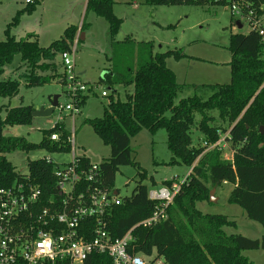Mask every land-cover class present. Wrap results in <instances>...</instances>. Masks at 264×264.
I'll list each match as a JSON object with an SVG mask.
<instances>
[{
	"label": "trees",
	"instance_id": "trees-1",
	"mask_svg": "<svg viewBox=\"0 0 264 264\" xmlns=\"http://www.w3.org/2000/svg\"><path fill=\"white\" fill-rule=\"evenodd\" d=\"M244 1L255 11L264 6V0ZM146 2L154 6H221L180 0ZM28 5L32 7L27 12L31 13L33 5ZM113 5L114 0H87L85 7L86 14L92 13L107 23V41L111 48L115 46V38L122 25V20L113 14ZM16 22L17 19L13 24ZM85 29L84 23L80 28L68 27L60 39L48 47L39 46L33 34L16 39L7 31L6 40L0 42V76L16 56L20 61L15 68L18 78L0 81V98L10 100L16 97L21 83L28 89L54 81L64 86L65 74L60 56L71 51L78 31L83 33ZM228 51V84H179L166 62L170 58L176 61L184 58L182 51L145 56L139 49L135 65L128 62L123 67L115 63L99 79L98 84L111 88L113 85L132 87V93L124 101L108 94L109 101L102 118L85 121L103 145L110 149L109 158L97 164L102 186L114 189L115 176L121 167H133L139 178L131 196L122 199L109 218L107 230L112 238L122 237L136 224L152 216L157 203L148 199L151 188L170 187L178 182V179H172L157 185L153 177L148 178L146 171L131 155L132 138L143 130L154 135L163 129L171 155L169 165L191 169L166 208L165 220L151 228L141 227L134 231V254L151 255L156 252L167 264H254L242 252L264 251V134L260 132V128H264V49L257 33L249 30L247 34L230 35ZM190 89L194 94L181 98L183 92ZM79 99L81 109L87 96ZM34 110L31 105L7 108L3 117L0 109V189L28 183L38 187L40 199L46 203L58 199L54 171L59 165L46 159L31 161L27 175H21L6 158V154L14 151L29 153L44 149L51 154L71 152L70 132L58 123L43 132L39 144L29 143L24 137L4 135L5 127L31 125ZM192 127L197 128L207 145L219 142L220 132H228L225 141L231 160L224 158L222 149L206 151L203 146H193ZM52 134L58 135L57 141L50 140ZM77 158L82 168L92 164L85 156ZM147 179L149 187L143 185ZM224 184L232 187L227 202L238 206L249 220L261 225L263 234L259 239L227 235L224 229L236 228L234 221L222 215L203 214L197 209V203H209L211 190Z\"/></svg>",
	"mask_w": 264,
	"mask_h": 264
},
{
	"label": "rangeland",
	"instance_id": "rangeland-1",
	"mask_svg": "<svg viewBox=\"0 0 264 264\" xmlns=\"http://www.w3.org/2000/svg\"><path fill=\"white\" fill-rule=\"evenodd\" d=\"M0 0V42L6 40V32L16 39L33 34L41 47H48L60 39L68 27H78L84 23L85 34L76 47L75 74L87 87H92L86 94L87 101L80 113L73 118L66 111L55 110L49 117L33 118L31 125L5 127L4 135L24 137L29 143L39 144L43 132L53 128L57 123L63 125L68 132L74 133V152L77 157L85 156L92 164H100L110 156L109 147L103 145L92 127L85 121L100 119L108 105L109 98L102 97L106 92L114 99L124 101L132 93V87L120 85L98 84L100 77L111 70V66H125L128 62L135 65L138 49L145 56L182 51L184 58L167 60V66L173 71L176 81L184 85H222L230 82V53L228 51L229 36L247 34L249 27L243 21L232 18L224 7L211 6H154L146 0H114L113 14L122 20V25L115 38V46L111 48L107 41V23L92 13H85L87 0ZM17 22L13 24L14 20ZM232 20V22H231ZM12 24V25H11ZM242 25V28L238 27ZM77 36V35H76ZM133 58V60H131ZM19 57L5 67L0 81L8 78L17 79ZM132 61V62H130ZM59 65V58L57 59ZM15 69V70H14ZM22 69L19 70V72ZM64 87L58 81L37 88L28 89L21 83L19 93L12 99L0 98L1 114L5 110L20 106H33L35 110L47 108L51 98L59 96L58 104L66 106L71 102L64 93ZM194 94L192 89L183 92L182 97ZM199 118H196L198 122ZM216 126H219L216 123ZM228 132H220V140ZM193 146H203V136L196 127L191 129ZM167 136L163 129L154 135L141 131L131 139V155L139 166L146 171L148 178L153 177L157 185L164 181L178 179L181 182L191 171L185 166L169 165L171 155L167 149ZM72 147V146H71ZM224 158L231 160L228 146H224ZM72 152L48 153L38 149L29 153L14 151L6 154L16 171L27 175L28 163L47 159L55 165H64L71 161ZM137 171L131 167H121L116 173L114 189L121 199L129 198L137 185ZM143 185L149 187L148 179ZM232 187L224 184L215 189L213 198L216 202L197 203L196 207L203 214L222 215L236 223V228H225L227 235L237 234L248 239H259L263 229L257 222L249 220L244 212L227 202ZM242 255L254 264H264V251H245Z\"/></svg>",
	"mask_w": 264,
	"mask_h": 264
},
{
	"label": "built area",
	"instance_id": "built-area-1",
	"mask_svg": "<svg viewBox=\"0 0 264 264\" xmlns=\"http://www.w3.org/2000/svg\"><path fill=\"white\" fill-rule=\"evenodd\" d=\"M180 1L220 4L232 18L245 22L249 30L257 33L264 49V6L255 11L244 0ZM26 3L32 2L26 0ZM77 38L79 34L71 51L60 56L65 74L64 93L71 102L64 107L58 104L55 108L60 113L68 112L72 118L80 113L79 98L92 89L75 74ZM107 95L101 93L102 97ZM74 133H70L68 140L72 146L71 161L54 171L57 200L43 202L38 187L28 183L0 189V264H167L156 252L134 254L133 233L138 228H151L165 220L166 208L191 171L181 182L170 187L151 188L148 199L157 203L152 216L122 237L112 238L107 230L109 218L122 199L117 190L102 186L97 164L88 168L80 166L74 152ZM225 138L213 145L203 143V147L206 151L224 150ZM50 140L57 141L58 135L52 134Z\"/></svg>",
	"mask_w": 264,
	"mask_h": 264
},
{
	"label": "water",
	"instance_id": "water-1",
	"mask_svg": "<svg viewBox=\"0 0 264 264\" xmlns=\"http://www.w3.org/2000/svg\"><path fill=\"white\" fill-rule=\"evenodd\" d=\"M240 28V26H238ZM80 40H84V34H81ZM58 99L59 96H54L53 98H51L50 102H49V106L47 108L42 107L38 110H34L32 112V117L33 118H45V117H49L54 111L56 106L58 105ZM260 132L261 134H264V128H260ZM215 190H211L209 192V202H216V200L213 198V194H214ZM116 194V192H115Z\"/></svg>",
	"mask_w": 264,
	"mask_h": 264
},
{
	"label": "crops",
	"instance_id": "crops-1",
	"mask_svg": "<svg viewBox=\"0 0 264 264\" xmlns=\"http://www.w3.org/2000/svg\"><path fill=\"white\" fill-rule=\"evenodd\" d=\"M87 2V1H86ZM84 38H85V34H84ZM77 77H79L77 74H76ZM80 80V79H79Z\"/></svg>",
	"mask_w": 264,
	"mask_h": 264
}]
</instances>
